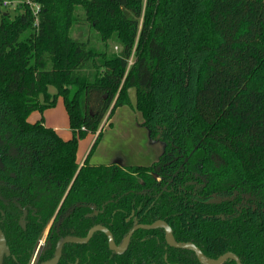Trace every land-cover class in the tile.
I'll use <instances>...</instances> for the list:
<instances>
[{
    "label": "trees",
    "instance_id": "obj_1",
    "mask_svg": "<svg viewBox=\"0 0 264 264\" xmlns=\"http://www.w3.org/2000/svg\"><path fill=\"white\" fill-rule=\"evenodd\" d=\"M30 1L37 17L22 3L0 22L3 264H31L47 229L34 264L95 225L120 246L136 224L158 220L208 260L232 252L264 264V0ZM81 25L85 41L73 36ZM132 88L163 154L151 165L90 163L106 116L134 107ZM60 97L67 140L43 118L29 120ZM97 133L80 165L79 141ZM215 194L228 198L209 202ZM58 264L202 263L159 226L136 231L122 254L98 230L85 244H65Z\"/></svg>",
    "mask_w": 264,
    "mask_h": 264
},
{
    "label": "rangeland",
    "instance_id": "obj_2",
    "mask_svg": "<svg viewBox=\"0 0 264 264\" xmlns=\"http://www.w3.org/2000/svg\"><path fill=\"white\" fill-rule=\"evenodd\" d=\"M4 1L16 4L7 8L0 6V22L1 15L4 12L9 11L12 17L18 14L22 4L19 3L23 0ZM87 28L86 25L79 26L73 32L74 38L82 41L87 40L89 38ZM114 50H117L116 46H114ZM132 63L133 59L130 61V64ZM129 95L134 107L124 106L118 108L116 114L111 117V119L114 118L113 122H109L110 118H108V115L106 116L104 127H100L101 130L103 129L102 137L90 156V163H110L117 160L131 166L151 165L158 161L163 154L165 148L163 141L152 139L149 130L142 126L141 113L135 108V88L130 89ZM38 118H43V121L49 126L56 125L60 127L63 130L61 133L64 137H69L72 133L69 127V116L61 97L54 107L45 110L43 113L34 111L29 120L35 122ZM95 136L96 134H89L79 141L77 155L79 162L88 156L96 140Z\"/></svg>",
    "mask_w": 264,
    "mask_h": 264
},
{
    "label": "water",
    "instance_id": "obj_3",
    "mask_svg": "<svg viewBox=\"0 0 264 264\" xmlns=\"http://www.w3.org/2000/svg\"><path fill=\"white\" fill-rule=\"evenodd\" d=\"M227 197H224V196H221V195H215L212 199V201H221V200H224L226 199ZM64 218H61L58 225H60V223H62ZM22 226L25 227V217L22 218ZM157 226H162L164 227L165 229V237H166V240L167 242L171 245V246H174L176 248H189L191 250H193L198 258V260L202 263V264H222L226 259L228 258H232L236 261L237 264H242L240 258L232 253V252H228V253H225L223 255H221L220 257H218L217 259L215 260H208L206 259L201 250L193 243H190V242H176L172 239L171 237V229H170V226L167 222L165 221H162V220H159L153 224H150V225H139V226H136L135 228H133V230L126 236V238L124 239L123 243L121 244V246L117 247L115 244H114V241H113V235L111 233V231L105 227V226H102V225H97L95 227H93L89 233L87 234V236L83 239L81 238H76V237H65V238H61L58 243H57V246H56V250H55V256L53 258L52 261H50L49 263L47 264H58V262L60 261V258H61V253H62V247L66 244V243H86L90 240V238L92 237V235L94 234L95 231L97 230H102L106 233L108 239H109V247L116 251L117 253H122L126 247L128 246L130 240H131V237L133 235V233L139 229V228H145V229H152L154 227H157ZM10 254V250L9 248L7 247V244H6V239H5V235H4V232L2 231V229L0 228V264H3V256L4 255H9Z\"/></svg>",
    "mask_w": 264,
    "mask_h": 264
},
{
    "label": "flooded vegetation",
    "instance_id": "obj_4",
    "mask_svg": "<svg viewBox=\"0 0 264 264\" xmlns=\"http://www.w3.org/2000/svg\"><path fill=\"white\" fill-rule=\"evenodd\" d=\"M163 143H164V142H163ZM164 144H165V143H164ZM164 149H165V148H164ZM215 195H221V196L227 197V195H225V194H215ZM215 195L211 196V198L209 199V202L212 201V199H213V197H214ZM227 198H228V197H227ZM227 198H226V199H227ZM0 199H3L1 195H0ZM226 199H224V200H226ZM217 201H218V200H217ZM221 201H222V200H221ZM158 221H159V220H158ZM156 222H157V221H156ZM154 223H155V222H154ZM152 224H153V223H152ZM139 225H150V224H136L133 228H135L136 226H139ZM95 226H97V225H95ZM95 226H93V227H95ZM93 227H92V228H93ZM157 227H159V226H157ZM24 228H25V227H24ZM92 228H91V229H92ZM133 228L131 229V231L133 230ZM154 228H156V227H154ZM91 229H90V230H91ZM152 229H153V228H152ZM90 230H89V231H90ZM138 230H151V229L139 228V229H137L136 231H138ZM89 231H88V233H89ZM97 231H98V230H97ZM131 231H130V232H131ZM136 231H135V232H136ZM95 232H96V231H95ZM95 232H94V233H95ZM130 232H129V233H130ZM135 232H134V233H135ZM88 233H87V234H88ZM129 233H128V234H129ZM134 233H133V235H134ZM48 234H49V229H47V230L45 231V233L43 234L42 238L39 240L38 245H37V248H36V250H35V255H34V258H33V261H32L31 264H34V261H35L37 255H38V253H39L41 250H43V249H47V248H48V240H47ZM128 234H127V235H128ZM133 235H132V236H133ZM86 236H87V235H86ZM86 236H85V237H86ZM92 236H93V235H92ZM68 237H71V236H68ZM85 237H84V238H85ZM63 238H65V237H63ZM91 238H92V237H91ZM91 238H90V239H91ZM107 238H108V237H107ZM125 238H126V237H125ZM125 238H124V239H125ZM131 238H132V237H131ZM81 239H83V238H81ZM89 241H90V240H89ZM89 241H88V242H89ZM123 241H124V240H123ZM130 241H131V240H130ZM86 243H87V242H86ZM122 243H123V242H122ZM129 243H130V242H129ZM66 244H67V243H66ZM76 244H85V243H76ZM108 244H109V239H108ZM114 244H115V243H114ZM128 245H129V244H128ZM56 246H57V245H56ZM120 246H121V245H120ZM117 247H119V246H117ZM109 248H110V247H109ZM126 248H127V247H126ZM110 249H111V248H110ZM111 250H112V249H111ZM113 251H114V250H113ZM114 252H116V251H114ZM123 252H124V251H123ZM123 252H122V253H123ZM116 253H117V252H116ZM122 253H118V254H122ZM58 263H59V262H58Z\"/></svg>",
    "mask_w": 264,
    "mask_h": 264
},
{
    "label": "built area",
    "instance_id": "obj_5",
    "mask_svg": "<svg viewBox=\"0 0 264 264\" xmlns=\"http://www.w3.org/2000/svg\"><path fill=\"white\" fill-rule=\"evenodd\" d=\"M23 2H24V0H23L22 2H20L19 4H21V3H23ZM24 3H26V4H28V5L30 6V8H31V10L33 11L34 15L37 17L38 14H39V12H40V10H41L40 6H39L38 4H34V3H32L30 0H25ZM15 4H16V3H11L10 1H4V2L2 3L3 7H5V8H7V7L11 6V5H15ZM105 121H106V119H104L101 128L104 127V122H105Z\"/></svg>",
    "mask_w": 264,
    "mask_h": 264
},
{
    "label": "crops",
    "instance_id": "obj_6",
    "mask_svg": "<svg viewBox=\"0 0 264 264\" xmlns=\"http://www.w3.org/2000/svg\"><path fill=\"white\" fill-rule=\"evenodd\" d=\"M116 112H117V111H115L114 114H116ZM39 119H41V118H38L37 120H39ZM113 119H114V118H113ZM113 119L110 118V119H109V122H113V121H112ZM33 120H35V119H33ZM37 120H36V121H37ZM36 121H35V122H36ZM142 121H143V120H142ZM44 124H45L46 126H48V127H51V128H53V129H55L56 132H57V133H58L63 139H65V140L70 139V138L72 137V133H71V135H70L69 137H64V135H62V133H61L63 130H62L60 127L56 126V125H55V126H54V125L49 126V125H47L45 122H44ZM112 124H113V123H112ZM102 130H103V129H102ZM99 131H100V130H99ZM97 135H98V133H97L96 136H95L96 138H97ZM96 138H95V139H96ZM85 159H86V158H85ZM85 159L82 160L81 162L78 161V162L80 163V165H83ZM110 163H118V164H120V165H122V166H128L127 164H124V163H122V162H120V161H117V160H116V161H111Z\"/></svg>",
    "mask_w": 264,
    "mask_h": 264
}]
</instances>
